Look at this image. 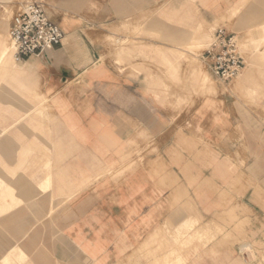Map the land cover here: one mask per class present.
I'll return each instance as SVG.
<instances>
[{
  "label": "crops",
  "instance_id": "crops-1",
  "mask_svg": "<svg viewBox=\"0 0 264 264\" xmlns=\"http://www.w3.org/2000/svg\"><path fill=\"white\" fill-rule=\"evenodd\" d=\"M3 1L0 35L11 20V0ZM34 1L64 36L46 55L25 59L26 71L15 68L9 52L0 59L5 72L37 78L49 112L47 125L38 122L42 134L27 126L0 136V262L18 247L26 264H126L135 250L142 264L163 220L179 217V202L191 198L207 218L221 210L220 192L235 181L263 213L264 147L249 152L245 179L223 157L177 146V72L161 67L155 52L187 42L196 20L258 44L264 0ZM147 17L145 29L163 39L127 37ZM244 58L238 81L219 94L218 123L210 124L213 115L194 120L201 131L264 125V102L255 96L264 95V46ZM175 61L170 54L168 62ZM34 107L26 108L29 122ZM242 197L236 198L246 206Z\"/></svg>",
  "mask_w": 264,
  "mask_h": 264
},
{
  "label": "rangeland",
  "instance_id": "rangeland-1",
  "mask_svg": "<svg viewBox=\"0 0 264 264\" xmlns=\"http://www.w3.org/2000/svg\"><path fill=\"white\" fill-rule=\"evenodd\" d=\"M24 1L26 0H11V3H6V18L11 19L17 8L22 7ZM2 2L5 1L0 0V3ZM149 18L140 21L136 28L128 30L127 35L129 36L127 37L146 36L148 39H163L160 33L155 34L152 27L145 29ZM195 23L188 41H180L181 44L176 50L161 49L155 52L162 59L159 64L161 67L171 68L177 72L175 79L177 93L173 94V97H176V108L180 120L177 146L182 147L183 150L199 147L200 151L223 157L225 163H228L231 168H236L243 178L247 179L244 172V169L248 171L246 158L252 148L264 147V125L231 128L230 131L221 127L220 130L216 128L212 131V135L211 130L201 131L194 123L197 118H208L211 115H213V120L209 121L210 124L218 123L216 111L219 94L229 92L241 74L231 82L221 83L206 71L200 56L218 27L216 23L208 25L197 20ZM0 39H5L7 44L10 43L7 28L5 34L0 35ZM238 42L243 57L252 47L257 51L264 46V39L258 44L249 37L238 38ZM127 43L131 44L132 40L122 42V44ZM116 48L119 52L121 51V45ZM170 54L176 60L174 64L168 62ZM14 63L16 69L27 70L25 60L21 62L14 60ZM203 74L208 77L210 86L202 83ZM40 87V82L36 77L32 78L27 73L13 75L0 69V136L21 134L25 132L24 129L27 126L34 133H43L41 124L38 122L45 120L47 125L49 112L47 111L48 100L40 94ZM255 96L264 102V95ZM32 105L35 107L29 118L34 125L27 121V115L25 116L26 108ZM11 120H14L12 124ZM239 185L235 181L232 190L223 188L220 192V197L224 199L221 210L207 218L200 217L191 198L188 197L182 203L179 202L177 210L179 217L163 220L162 225L158 227L159 235L153 236L144 248L141 259L145 262L142 264H201L198 262L200 258L204 261L202 264H225V262L226 264H264V207L260 206L262 214H256L249 202L250 192L244 190L245 184H241L240 187ZM240 195L244 196L242 200L247 203L246 206L242 201L239 203L236 198ZM177 219L182 220L175 223ZM244 244L249 246L243 249L241 245ZM0 264L4 263L0 262ZM8 264H26V259L21 263L20 260L18 262L17 259L11 258ZM126 264H141L136 250L127 259Z\"/></svg>",
  "mask_w": 264,
  "mask_h": 264
},
{
  "label": "built area",
  "instance_id": "built-area-1",
  "mask_svg": "<svg viewBox=\"0 0 264 264\" xmlns=\"http://www.w3.org/2000/svg\"><path fill=\"white\" fill-rule=\"evenodd\" d=\"M63 36L61 27L34 0L23 2L8 28L13 58L17 62L32 55H46L62 42ZM200 58L206 71L221 83L231 82L245 68L237 36L225 28L215 29Z\"/></svg>",
  "mask_w": 264,
  "mask_h": 264
},
{
  "label": "bare ground",
  "instance_id": "bare-ground-1",
  "mask_svg": "<svg viewBox=\"0 0 264 264\" xmlns=\"http://www.w3.org/2000/svg\"><path fill=\"white\" fill-rule=\"evenodd\" d=\"M237 39H238V37H237ZM239 43V42H238ZM12 51H13V48H12V45H11V43H9V46H8V44L6 43V41H5V39H4V41H3V46H2V48L0 49V59L1 60H4V58L8 55V52L11 54V56H12V58H13V54H12ZM241 52V51H240ZM196 69V68H195ZM195 69H193V70H195ZM20 70V69H19ZM189 71V70H188ZM19 72V71H18ZM17 72V73H18ZM195 72V71H194ZM191 73V72H190ZM198 73V72H197ZM191 76V75H190ZM189 76V77H190ZM195 77H198V76H195ZM187 78V77H186ZM194 78V77H193ZM194 80V79H193ZM198 80V79H197ZM191 82V81H190ZM198 82V81H197ZM183 83V82H182ZM201 83V82H200ZM202 83L204 84V85H209L210 86V83H209V79H208V77L205 75V74H203L202 75ZM201 83V84H202ZM190 84H192V83H190ZM200 84V85H201ZM190 86V85H189ZM203 86V85H202ZM185 88V87H184ZM184 92V91H183ZM184 98V97H183ZM144 145V144H143ZM131 162V161H130ZM135 162V161H134ZM47 190V189H46ZM44 191V190H43ZM10 196V193H7V194H4L3 196H2V201H4V202H6V200H8V197ZM50 201V200H49ZM6 209H9V208H6ZM5 209V210H6ZM4 211V210H3ZM246 246H249L248 244H244V245H241V247L243 248V249H245V247ZM171 255V254H170ZM164 257V256H163ZM11 258H15V259H17L18 260V262H19V260H20V262H22L24 259H25V255L22 253V251L18 248V247H14L13 248V250L11 251V252H8L7 254H6V256L3 258V262H4V264H8V262L11 260ZM165 258V257H164ZM162 262V261H161ZM247 262V261H246ZM16 263V262H15ZM166 264H168V263H166Z\"/></svg>",
  "mask_w": 264,
  "mask_h": 264
}]
</instances>
